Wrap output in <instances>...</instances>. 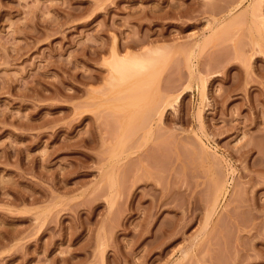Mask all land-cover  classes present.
Segmentation results:
<instances>
[{"label": "rangeland", "instance_id": "rangeland-1", "mask_svg": "<svg viewBox=\"0 0 264 264\" xmlns=\"http://www.w3.org/2000/svg\"><path fill=\"white\" fill-rule=\"evenodd\" d=\"M0 264H264V0H0Z\"/></svg>", "mask_w": 264, "mask_h": 264}, {"label": "bare ground", "instance_id": "bare-ground-1", "mask_svg": "<svg viewBox=\"0 0 264 264\" xmlns=\"http://www.w3.org/2000/svg\"><path fill=\"white\" fill-rule=\"evenodd\" d=\"M152 52H153V54H152ZM157 55H158V53L156 52V50L155 51L152 50L150 52V54H146L145 56L140 55L141 57L139 55H138L139 57H136L137 55L131 57V55H130L131 58L129 56H128L129 58L128 57L127 58L126 57L120 58L118 56H115L113 61H112V64H111V73H110V78H109V80H110L109 86L111 88L110 91L113 90L115 86L121 87L123 84L128 83V84H132L134 89L138 90L139 88H142L140 90V92H135L138 94L140 93V95H142V93H143L142 90L144 91L143 87L145 84L142 82L149 81L147 79H148V76H150V73L152 76V75L156 74L157 72H159L158 68H157L158 70L154 69L156 67V64L158 63L157 61H160V60H158L160 58V55H158V56ZM153 72H155V73L152 74ZM135 93H133V91L131 93H129V98H130V96H132V94H133V96H136V95H134ZM125 94L127 95L128 93H125ZM138 94H137V97L140 98V95L138 96ZM120 95H122V94H120ZM125 103L128 104L126 101H125ZM134 106H136V105L134 104Z\"/></svg>", "mask_w": 264, "mask_h": 264}]
</instances>
